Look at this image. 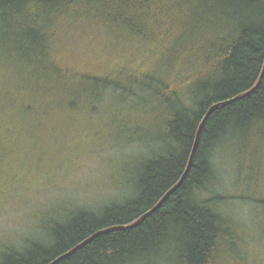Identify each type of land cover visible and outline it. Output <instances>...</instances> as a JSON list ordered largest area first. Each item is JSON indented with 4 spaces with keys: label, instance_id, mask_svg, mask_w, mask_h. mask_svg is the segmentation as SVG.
I'll use <instances>...</instances> for the list:
<instances>
[{
    "label": "trees",
    "instance_id": "obj_1",
    "mask_svg": "<svg viewBox=\"0 0 264 264\" xmlns=\"http://www.w3.org/2000/svg\"><path fill=\"white\" fill-rule=\"evenodd\" d=\"M0 56L14 93L5 106L23 124L92 111L105 94L153 115L145 137L158 149L140 158L126 200L77 211L47 241L0 256L49 264L135 222L179 181L210 107L259 81L264 0H0ZM216 154L259 187L264 209V74L212 110L184 181L156 211L55 264H248L224 196L211 191Z\"/></svg>",
    "mask_w": 264,
    "mask_h": 264
},
{
    "label": "rangeland",
    "instance_id": "obj_2",
    "mask_svg": "<svg viewBox=\"0 0 264 264\" xmlns=\"http://www.w3.org/2000/svg\"><path fill=\"white\" fill-rule=\"evenodd\" d=\"M3 66L0 64V256L9 248L22 250L32 242L47 241L52 228L66 225L77 211L97 212L126 200L140 158H148L158 149L145 137L152 113L128 104L113 106L107 94L92 111H71L64 118L49 116L40 124L32 119L19 122L15 115L9 116L5 106L14 93L11 73L6 74ZM221 160L216 154L218 180L211 191L224 196L219 207L235 224L244 261L264 264L260 189L236 168L227 170Z\"/></svg>",
    "mask_w": 264,
    "mask_h": 264
},
{
    "label": "water",
    "instance_id": "obj_3",
    "mask_svg": "<svg viewBox=\"0 0 264 264\" xmlns=\"http://www.w3.org/2000/svg\"><path fill=\"white\" fill-rule=\"evenodd\" d=\"M264 74V67H263V70H262V73H261V76L259 78V81L258 83L260 82L262 76ZM258 83L256 84V86L258 85ZM256 86L250 90L249 92L241 95V96H238L232 100H227V101H223V102H218L214 105H212L210 107V109L207 111V113L204 115V117L202 118L200 124H199V127H198V131H197V134H196V137H195V140H194V144H193V147H192V150H191V153H190V156H189V160H188V163H187V167L183 173V175L181 176V178L179 179V181L161 198V200L152 208L150 209L149 211H147L145 214H143L138 220H136L135 222L129 224V225H122V226H113V227H109V228H105V229H101L95 233H93L91 236H89L87 239H85L84 241L80 242L79 244H77L75 247H73L71 250L67 251L66 253L60 255L59 257H57L55 260H53L52 262H50L49 264H55L57 262H59L61 259L65 258L66 256L72 254L73 252H75L77 249L81 248L82 246L86 245L87 243L91 242L93 239H95L96 237L102 235V234H106V233H109V232H112V231H117V230H124V229H130V228H133L135 226H137L143 219H145L147 216H149L150 214H152L154 211H156L160 205L164 202V200L168 197V195L173 192L176 188H178L180 186V184L184 181L190 167H191V164H192V161H193V157H194V153H195V150H196V147H197V144H198V139H199V135H200V131H201V128L205 122V120L208 118V116L210 115V113L212 112L213 109L219 107V106H223V105H226L228 104L229 102L233 101V100H236L250 92H252Z\"/></svg>",
    "mask_w": 264,
    "mask_h": 264
}]
</instances>
